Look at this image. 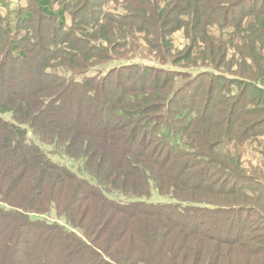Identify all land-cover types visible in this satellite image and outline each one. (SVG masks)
<instances>
[{"label": "trees", "instance_id": "1", "mask_svg": "<svg viewBox=\"0 0 264 264\" xmlns=\"http://www.w3.org/2000/svg\"><path fill=\"white\" fill-rule=\"evenodd\" d=\"M246 1L0 0V264H264Z\"/></svg>", "mask_w": 264, "mask_h": 264}, {"label": "rangeland", "instance_id": "2", "mask_svg": "<svg viewBox=\"0 0 264 264\" xmlns=\"http://www.w3.org/2000/svg\"><path fill=\"white\" fill-rule=\"evenodd\" d=\"M246 4L248 6L247 10H245L246 13H247V12L250 11V8L252 10H257V7H258V5L261 4V2H258L256 0H247ZM250 5L252 7H250ZM263 7H264V4H263ZM22 31H23V28L20 30V32H22ZM173 40H174L175 47L180 48V49L183 47L184 39L182 37L181 32H176L173 35ZM205 84H206V82L202 81V88H205ZM226 86H227L226 84H220L218 86L219 88H216V90H214V91H217V90H220L222 92L226 91ZM190 92L194 93L195 90L192 89V90H190ZM238 100H239V98H238ZM180 102L181 103H185L183 101V99H180ZM245 102L246 103L244 104V106L245 105L253 106L254 104L257 105L258 102L261 103L260 100L259 101L257 100V97H252V96L250 98H247V100ZM226 103L229 104L230 102H226ZM189 106H190V102H186L185 107L189 108ZM214 106H217V104H214ZM178 109H181L180 105H179ZM260 113H261L260 116H263V118H264V110L260 111ZM238 115H239V118H240L242 116L241 112L238 113ZM254 119L255 118H249V120H248V122L246 124H248L250 120H254ZM263 124H264V122H263ZM263 132H264V126H263ZM231 143H234V142L231 141ZM229 145H231V144H229ZM233 146H229L230 153H233V154L238 153L239 154V158L242 161V165L244 167H246L247 169H250L251 171L253 169H255L256 167H258L261 170L263 169V171H264L263 165H261V162L264 163V158L262 156V155H264V134H262V135L259 134L258 136H256V138L253 141L247 142L246 144H243L242 146H239V145H233ZM42 148L44 150H50V147H48V146H42ZM260 153H263V154H260ZM50 158L52 160L60 162V163L61 162H63V163L65 162L64 157H62V156L59 157L56 154H51ZM157 199H159V200L162 199L163 201L165 200L162 197H158L156 194H155V196H153V198L151 200L152 201H156ZM202 214L203 213H201L200 215H202ZM224 217L229 219L228 216H223V215H219L218 219L221 220ZM233 219L236 220L237 218L235 217ZM206 220H207V218H206ZM252 221H256L255 223H252V224L256 225V229H257V227L259 228L258 230L254 231L253 233H264V223L260 222L259 219H256L255 216H252V218L250 217L249 219L245 220L244 223H245L246 226H249L250 222H252ZM217 225L223 226L224 225L223 221H218ZM262 248L263 249L261 250V252H264V247H262ZM235 254H238V253H235ZM242 255H243V253H242ZM261 256H264V255L261 254V255L258 256V258L261 257ZM247 258H250V257L247 256Z\"/></svg>", "mask_w": 264, "mask_h": 264}]
</instances>
